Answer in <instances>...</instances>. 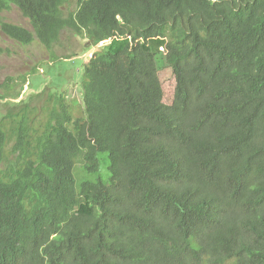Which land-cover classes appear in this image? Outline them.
Listing matches in <instances>:
<instances>
[{
  "label": "trees",
  "instance_id": "1",
  "mask_svg": "<svg viewBox=\"0 0 264 264\" xmlns=\"http://www.w3.org/2000/svg\"><path fill=\"white\" fill-rule=\"evenodd\" d=\"M67 30L98 45L81 107L0 119V264H264V0H0L20 45Z\"/></svg>",
  "mask_w": 264,
  "mask_h": 264
},
{
  "label": "rangeland",
  "instance_id": "2",
  "mask_svg": "<svg viewBox=\"0 0 264 264\" xmlns=\"http://www.w3.org/2000/svg\"><path fill=\"white\" fill-rule=\"evenodd\" d=\"M74 8L75 2L69 9ZM2 16L8 23L31 30L29 21L14 6L10 10L4 11ZM0 48L3 49V53L0 55V83H3L7 78L18 80L11 87L10 98L0 101V119L11 109L12 103H17L20 100L26 99V104L32 107H41L46 100L47 93L62 94L68 101L75 99L78 107H81L83 65L89 60L98 45L93 47L86 38L75 36L67 30L62 32L60 41L51 49H46L37 41L26 46L20 45L0 33ZM64 55L71 58L52 60L54 56L61 58ZM34 68H36V73H30ZM158 69L164 92L163 102L170 104L175 89L174 76L164 61H159ZM24 75L29 83L20 79ZM18 93L20 96L14 99ZM103 158L105 155H101L100 159L103 160ZM76 172L77 168L75 167L74 177L77 182L85 177L92 181L98 179L104 183L109 181V172L104 163H101L99 172L94 175L83 174L81 176L76 175Z\"/></svg>",
  "mask_w": 264,
  "mask_h": 264
},
{
  "label": "clouds",
  "instance_id": "3",
  "mask_svg": "<svg viewBox=\"0 0 264 264\" xmlns=\"http://www.w3.org/2000/svg\"><path fill=\"white\" fill-rule=\"evenodd\" d=\"M105 43V42H104ZM104 43H101V45H103Z\"/></svg>",
  "mask_w": 264,
  "mask_h": 264
}]
</instances>
